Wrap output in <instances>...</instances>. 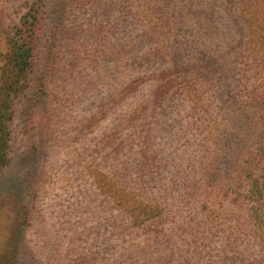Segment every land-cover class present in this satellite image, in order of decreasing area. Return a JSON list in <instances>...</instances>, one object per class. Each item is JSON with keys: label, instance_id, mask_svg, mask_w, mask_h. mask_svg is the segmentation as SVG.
<instances>
[{"label": "rangeland", "instance_id": "obj_1", "mask_svg": "<svg viewBox=\"0 0 264 264\" xmlns=\"http://www.w3.org/2000/svg\"><path fill=\"white\" fill-rule=\"evenodd\" d=\"M33 1L0 0V87L7 28ZM226 1L50 4L63 21L49 74L0 119V264H264L230 137L258 131L261 107L243 114ZM232 1L246 49L263 53L264 0ZM207 121L223 137L214 161Z\"/></svg>", "mask_w": 264, "mask_h": 264}, {"label": "trees", "instance_id": "obj_2", "mask_svg": "<svg viewBox=\"0 0 264 264\" xmlns=\"http://www.w3.org/2000/svg\"><path fill=\"white\" fill-rule=\"evenodd\" d=\"M53 1L58 0L33 1L27 7V11L21 17L19 23L7 28L6 32L8 33L10 50L6 57V65L0 87V91H3L0 93V100L2 96L4 97V101L0 103V113H5L9 108H12L13 114L10 116L11 120L15 119V112H17L16 98L18 99V97L27 94L29 90L38 92L45 82L44 76L41 75L45 71H48L46 74H49L50 66L55 59L53 51H51L55 46V40L51 38L52 36L57 37L61 30L63 11L60 9L62 6L50 8L49 6ZM226 2L227 11L229 13L231 11L234 14L230 18L234 19L233 21L239 26L240 30L242 29L240 38L237 40L241 53H237L235 63L238 65V60H242L237 67V87L243 91L244 99L249 104V107L243 111V114H247V110H250L252 105H254V109L256 106L261 107L255 113H249V115L256 118L254 126L258 131L254 132V130H251L249 135H245V127L242 126L243 133L241 136L243 138L230 135L231 143L235 146L234 154L243 156V161L236 165V175H242L246 181L248 180V185H250V202L255 205L248 213L250 218L249 223H256L257 221H264V167L261 165L264 163V142L260 133L264 131V51L263 53H259L253 49H246L247 28L240 18V13H237L238 10L235 9L234 11V2L232 0ZM49 15L55 16L51 19V24L48 27L50 35L47 37L48 41L45 44V52L41 54L38 50V47L42 43L41 31ZM231 28L234 31L233 24ZM255 55L256 61L253 63L251 60L252 56ZM184 81L186 82L183 86L184 90L196 87L194 79L189 81L185 79ZM195 99L196 97H193V102L195 101L194 106L198 109ZM200 116L204 119V114H200ZM0 119H5L4 114H2ZM10 119H6L5 124ZM0 121L3 123L2 120ZM252 124L253 122L251 126ZM204 127L206 129L205 138L209 139V142L213 144L214 149L211 155L213 156L212 161H214V157L219 155L222 157L223 155V145L218 139H223V137L216 136V126L212 122L208 124L207 121ZM249 141L253 142L255 146L252 147ZM239 151L241 153H238Z\"/></svg>", "mask_w": 264, "mask_h": 264}]
</instances>
